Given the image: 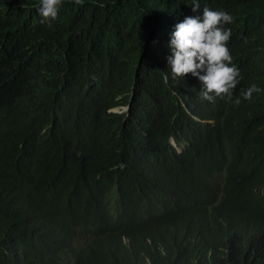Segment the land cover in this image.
I'll return each instance as SVG.
<instances>
[{
  "label": "trees",
  "instance_id": "1",
  "mask_svg": "<svg viewBox=\"0 0 264 264\" xmlns=\"http://www.w3.org/2000/svg\"><path fill=\"white\" fill-rule=\"evenodd\" d=\"M172 1H63L57 18L42 23L29 1L0 0V29L9 30L0 37V264H264V197L243 193L237 171L226 168L237 146L223 147L222 158L202 154V144L158 150L190 180L193 206L170 212L164 194L135 197L144 182L131 141L156 121L138 122L134 106L156 84L145 62L163 49L149 35ZM241 1L264 13V0ZM250 65L239 64L245 81L251 73L263 81L264 57ZM89 91L98 123L82 125L88 152L72 149L59 165L50 156L58 135L47 130L53 111L71 112ZM118 95L132 100L130 116L108 112ZM161 96L160 124L182 115L176 96ZM258 142L264 150V135ZM199 213L213 215L211 224L193 228L188 216ZM106 230L112 250L101 258L107 244L93 237Z\"/></svg>",
  "mask_w": 264,
  "mask_h": 264
},
{
  "label": "clouds",
  "instance_id": "2",
  "mask_svg": "<svg viewBox=\"0 0 264 264\" xmlns=\"http://www.w3.org/2000/svg\"><path fill=\"white\" fill-rule=\"evenodd\" d=\"M27 1L36 7L43 23L55 20L62 2L69 0ZM75 3L82 4L83 0ZM165 11L149 35L163 51L145 62L155 72L156 84L134 106V112H142L138 122L149 126L156 121L152 132L139 126L131 141L130 156L144 182L135 191L136 199L153 197L159 192L164 194L170 212L184 203L196 204L190 180L170 168L158 150L171 146L177 153H183L186 148L199 144H202V154L212 153L218 158H222L223 147L231 150L237 146L238 156L226 168L237 171L235 182L243 193L264 197V150L258 142L259 136L264 135V80L260 76L254 78L251 73L249 81H245L243 69L239 67L243 60L253 66L264 57V13L241 0H174ZM6 34L9 30L0 29V37ZM19 52L18 47L10 50L17 59L22 57ZM161 94L176 96L179 111L183 112L172 114L164 124L159 123V117L156 119L157 110H162L156 104L162 101ZM123 96H116L113 101L120 102L110 103L108 112L131 115L132 100L122 103ZM83 101L71 112L62 106L53 111L47 130L52 128L58 135L50 155L56 162L64 161L72 149L81 158L88 152L83 142L91 137L82 125L89 121L98 123V117L94 116L90 91ZM243 162L247 163L246 168L241 166ZM176 189L190 190L176 195ZM211 216L199 213L195 218L190 214L188 219L193 228H200V224L202 227L211 224ZM106 231L93 237L107 244L106 250L99 253L101 258L112 250L108 236L113 231ZM124 241L128 237L124 236Z\"/></svg>",
  "mask_w": 264,
  "mask_h": 264
}]
</instances>
